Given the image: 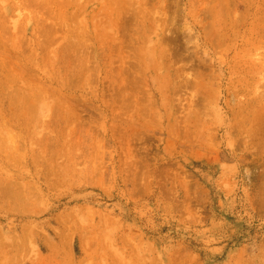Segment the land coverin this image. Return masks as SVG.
I'll return each mask as SVG.
<instances>
[{"label": "rangeland", "instance_id": "obj_1", "mask_svg": "<svg viewBox=\"0 0 264 264\" xmlns=\"http://www.w3.org/2000/svg\"><path fill=\"white\" fill-rule=\"evenodd\" d=\"M0 264H264V0H0Z\"/></svg>", "mask_w": 264, "mask_h": 264}]
</instances>
